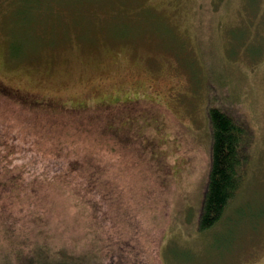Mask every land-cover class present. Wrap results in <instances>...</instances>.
Listing matches in <instances>:
<instances>
[{"label":"rangeland","instance_id":"rangeland-1","mask_svg":"<svg viewBox=\"0 0 264 264\" xmlns=\"http://www.w3.org/2000/svg\"><path fill=\"white\" fill-rule=\"evenodd\" d=\"M249 6L0 0V140L40 151L25 175L66 173L44 165L54 157L77 158L73 176L101 172L107 183L99 190L112 195L102 203L96 193L92 208H106L110 251L127 239L122 251L132 264H264V0ZM209 78L222 93L217 104L254 134L236 196L215 225L200 230ZM107 109L109 119L123 115L126 133L100 132ZM33 124L36 135L20 128ZM69 186L56 180L40 190L53 205L51 245L78 253L95 238L63 192ZM97 219L93 210L91 231Z\"/></svg>","mask_w":264,"mask_h":264},{"label":"trees","instance_id":"trees-1","mask_svg":"<svg viewBox=\"0 0 264 264\" xmlns=\"http://www.w3.org/2000/svg\"><path fill=\"white\" fill-rule=\"evenodd\" d=\"M253 3L254 0H251L250 4L245 0L247 8ZM257 46L253 47L257 50ZM211 68L213 71V67L208 65L207 77L212 73ZM209 83L210 78L208 102L205 107L210 158L207 182L197 216V226L200 230L215 225L221 219L228 203L236 196L244 178L248 160L247 150L254 134L253 129L246 122L235 119L223 103L217 104L216 98L222 93L216 94ZM97 110L99 111V109L94 111L98 112ZM101 112L106 114V119L101 123L100 132L115 135L126 133L124 131L126 127L121 121L123 115L117 117L114 115L109 119L110 109ZM37 127V124L30 127L20 126L26 133ZM103 144L108 146L107 142ZM39 152L35 148L29 153V146L25 142L23 145L17 140L12 142L0 140V264H132L122 251L128 249L127 239L122 245L117 242L114 252L110 251L109 232L105 227L106 208L101 205L92 208L97 204L92 201L96 193L98 201L102 203L108 201L112 195L109 191L99 190L105 189L104 185L107 183L104 176H99L102 173L90 171L73 176L71 171L77 168L78 159L70 158L60 162L54 157L49 160L52 163L48 161L44 165L56 168L64 166L68 169L66 173L50 177L45 172L40 175L32 176L31 173L25 175L28 168L32 170L39 163ZM90 163V159H85L83 166L87 169L92 168ZM56 180L71 184L63 192L72 199L81 216L87 221L85 231L88 232L89 238L93 232L94 245L85 251L76 253L72 248L62 244L51 245L55 235L49 230L48 211H51L50 205L51 208L53 205L46 203L47 193L41 191L40 187ZM93 210L98 219L96 227L91 231L90 218Z\"/></svg>","mask_w":264,"mask_h":264}]
</instances>
